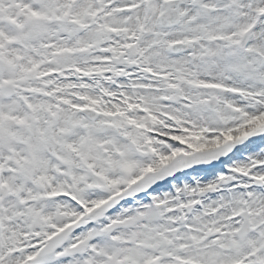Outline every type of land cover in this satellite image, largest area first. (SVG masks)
Listing matches in <instances>:
<instances>
[{
	"label": "snow or ice",
	"instance_id": "1",
	"mask_svg": "<svg viewBox=\"0 0 264 264\" xmlns=\"http://www.w3.org/2000/svg\"><path fill=\"white\" fill-rule=\"evenodd\" d=\"M0 264H264V0H0Z\"/></svg>",
	"mask_w": 264,
	"mask_h": 264
}]
</instances>
